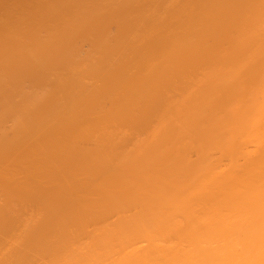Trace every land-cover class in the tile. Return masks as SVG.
Segmentation results:
<instances>
[{
  "label": "bare ground",
  "instance_id": "obj_1",
  "mask_svg": "<svg viewBox=\"0 0 264 264\" xmlns=\"http://www.w3.org/2000/svg\"><path fill=\"white\" fill-rule=\"evenodd\" d=\"M0 264H264V0H0Z\"/></svg>",
  "mask_w": 264,
  "mask_h": 264
}]
</instances>
